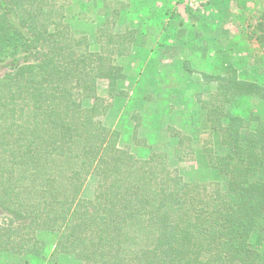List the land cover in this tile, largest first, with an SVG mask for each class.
Wrapping results in <instances>:
<instances>
[{"label":"trees","instance_id":"obj_1","mask_svg":"<svg viewBox=\"0 0 264 264\" xmlns=\"http://www.w3.org/2000/svg\"><path fill=\"white\" fill-rule=\"evenodd\" d=\"M5 1L28 35L0 12V62L25 59L0 77V208L9 215L0 255L41 259L48 233L55 257L82 264H264V120L230 111L243 98L264 101V83L231 63L197 73L207 88L196 97L204 138L166 125L168 155L139 134L143 110L131 112L135 122L106 121L117 105L137 108L125 65L147 43L123 8ZM96 17L93 50L76 27ZM257 27L252 42L264 64V14ZM169 156L219 177L186 180Z\"/></svg>","mask_w":264,"mask_h":264},{"label":"rangeland","instance_id":"obj_2","mask_svg":"<svg viewBox=\"0 0 264 264\" xmlns=\"http://www.w3.org/2000/svg\"><path fill=\"white\" fill-rule=\"evenodd\" d=\"M98 4L102 6V0H98ZM105 5L123 8L124 23L137 26L147 37L146 46L134 51L125 65L131 74L125 86L130 94L138 90L132 100L138 109L117 105L106 121L111 124L126 122L129 115V122H135L139 114L131 112L143 110L139 115V134L146 136L153 145L163 147V151L169 149L163 137L160 139L161 129L169 124L183 129L193 138H204L205 127L196 97L199 91L207 88L201 86L197 73H217L225 63H231L249 80L264 83V64L257 60L262 55L252 42L259 34L257 24L262 22L264 0H108ZM79 9V5L74 4L73 11ZM91 11L88 17L94 16ZM0 12L7 13L11 22L28 35L27 28L5 0H0ZM95 19L76 27L79 33L89 37L93 50L98 49L94 43L98 20ZM24 61L22 53L4 59L0 62V77L14 71L15 66ZM187 64L196 73L187 72ZM230 111L245 118L253 115L264 120V101L256 97L243 98L234 102ZM168 163L186 180L216 181L219 177L215 170L191 160L177 162L169 156ZM8 217L0 208V226H6ZM40 238L47 243L46 254L41 259L7 254L0 255V264H82L68 254L53 255L54 235L41 233Z\"/></svg>","mask_w":264,"mask_h":264}]
</instances>
